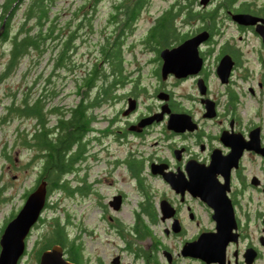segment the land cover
I'll return each mask as SVG.
<instances>
[{
    "label": "flooded vegetation",
    "instance_id": "obj_1",
    "mask_svg": "<svg viewBox=\"0 0 264 264\" xmlns=\"http://www.w3.org/2000/svg\"><path fill=\"white\" fill-rule=\"evenodd\" d=\"M189 1L183 2L186 4L184 15L187 9L193 10L194 5L199 3V0ZM255 2L209 0L200 10L203 16L194 19L199 20L200 25L187 31L174 27V34L166 42L152 39L150 26L142 40L149 45L152 53L141 62L137 53L130 50L129 61L133 62V67L126 71L123 42L117 40L115 45H110L109 54L116 53L118 58L116 65L110 68L109 78L113 86L107 105L114 108L118 102L120 106L107 115V128L103 133L118 146H125V154L116 158V162L124 164L128 176L136 185L144 182L145 167L150 175L164 183L165 188L157 195L156 210L161 217L162 199H166L173 209V214L164 218L169 219L168 226L164 228L166 233H183L187 219L199 224L197 205L212 221L211 225L199 226L197 234L185 239L181 247L185 241L196 238L201 232L216 230L212 217L214 208L199 193L192 192L188 185L190 180L207 182L208 178L213 177L224 183L227 175V196L233 205L239 238L243 234L238 211L246 212V208H241L236 195L250 186L264 191V176L250 170V164L256 165L257 159L264 165V34L257 29L264 31V5L257 8ZM176 4H172L174 12ZM112 7L110 19L117 21L119 11L126 4L118 0L112 2ZM236 13L256 15L263 21L258 19L253 24L242 23L234 19L233 14ZM136 15H127L122 24L131 22ZM185 20V23L192 22V18L186 16ZM202 30L207 31V35L198 43L197 52L182 51L180 57L172 59L169 71L163 74L161 49L177 47ZM118 31L123 33L124 30ZM143 53H146V49ZM143 63L146 66L151 64L149 76L154 82L150 81V91L149 84L143 82L142 68L146 67ZM192 69L195 71H189ZM143 95L149 99L148 102H144ZM130 103L133 104L132 108H129ZM151 115L153 119L150 122H141ZM170 117L173 118L171 127L168 125ZM153 133L161 134L164 138L165 150L144 155L140 145ZM151 142L157 144L159 141L153 139ZM152 164L156 173L152 172ZM113 196H119L121 204L125 200L122 191H115ZM175 219L177 230L172 226ZM238 242L228 244H234L235 248L232 250L233 259L226 250V264L244 262V250L241 258ZM248 246L257 250V256L260 254V249L254 243H247L245 248ZM194 259L206 264L198 258Z\"/></svg>",
    "mask_w": 264,
    "mask_h": 264
},
{
    "label": "rangeland",
    "instance_id": "obj_2",
    "mask_svg": "<svg viewBox=\"0 0 264 264\" xmlns=\"http://www.w3.org/2000/svg\"><path fill=\"white\" fill-rule=\"evenodd\" d=\"M116 1L118 0H98L94 5L92 0H55L52 9L59 12L61 25L66 24L65 20L69 19L79 6L78 14L73 17V24L79 21L80 17L81 20H85L75 38L76 48L72 54V60L77 66L75 70H66L61 77L56 78L54 85L57 95L53 99L55 104L71 105L77 100L76 78L93 62H103L100 54L102 43L110 46L115 45L117 40L123 42V55L126 59L124 71L133 67V62L129 61L130 50L135 51L138 59L143 62L152 53L149 45L142 40L144 33L152 26L156 17L167 9L173 11L172 4L177 3V0H147L131 22L122 24L133 0H121L125 2L126 7L119 11L117 21L110 19L112 2ZM255 1L257 8L264 5V0ZM22 8L23 4L17 13L18 16ZM201 9L202 6L198 3L194 5L193 12H201ZM183 11V8L177 11L178 13L171 21L172 28L177 27L180 31H187L200 25L199 20H194L199 17L197 13L186 16L192 18L190 20L192 22L185 23ZM17 20L18 17L15 24ZM119 29L124 30L123 33H120ZM2 46L3 44H0V49ZM144 49L146 53L142 54ZM49 63L46 56L36 65L31 64V66L28 65L27 57L23 60L17 72L0 85V116L5 113L4 105L9 101L6 91L13 92L19 87V92L26 91L29 96L39 93V87L43 84L42 78L34 84L31 81L40 72L45 76L49 70ZM143 65L146 66L145 63ZM104 66L107 69L108 64L104 63ZM150 71L151 64L142 68L145 77L143 82L149 84V91L152 89L150 81L154 82L149 76ZM142 98L144 102L149 101L146 95ZM119 106L120 103L117 102L114 108L109 107L106 100L99 107L94 108L96 119L92 121L87 135L84 158L76 164L75 172L68 174L73 191L61 190L51 193L47 205H44L40 217L27 235L26 250L18 264L37 263L36 249L41 246L42 234L50 229V220L55 216L63 220L70 237H76L81 244V264H154L152 259L146 262L141 256L136 255L134 248L138 246L156 254L159 264H204L197 259L180 254V247L185 239L195 236L199 226L212 224L204 210L199 205L196 206L199 224L187 219L183 233L175 234L171 231L166 233L164 228L168 226L169 219H161L159 216L161 213L156 210L157 195L165 188L164 183L150 175L145 167L144 182L136 185L128 176L124 164L116 162V158L125 154V146H118L103 132L107 128V115ZM32 124L33 119L26 117L0 121V229L11 213H16L23 204L25 198L23 192L26 189H32L36 183L38 168L33 159H30L33 150L27 149L17 141L18 127L31 129ZM153 139L159 142L153 144L151 142ZM163 139L161 134L153 133L147 136L145 143L140 145L141 153L145 155L153 151L164 152ZM250 166L251 172L264 176V165L258 159L256 165L251 163ZM115 191H122L125 194V200L118 209L113 208L109 203ZM236 196L241 202V208H246V212L238 211L243 234L238 242L239 254L241 256L247 243H254L260 249V254L250 264H264V244L259 240L260 236L264 238V222L262 221L264 191L250 186ZM145 201L152 206L153 218L146 215L143 227L148 235L139 238L138 235L130 233L129 229L134 224V212L141 209V203ZM234 248V244H230L227 249L231 259H233ZM164 250L170 253V261L167 260ZM117 255L119 262L115 263L112 260ZM240 264L247 263L240 262Z\"/></svg>",
    "mask_w": 264,
    "mask_h": 264
},
{
    "label": "trees",
    "instance_id": "obj_3",
    "mask_svg": "<svg viewBox=\"0 0 264 264\" xmlns=\"http://www.w3.org/2000/svg\"><path fill=\"white\" fill-rule=\"evenodd\" d=\"M92 1L95 5L98 0ZM146 2L147 0H133L128 17L138 13ZM183 2L186 1L177 0L175 12L167 9L156 18L150 30L152 39L160 43L170 39L175 32L171 21L178 10L185 8L186 4ZM54 3L55 0H2L0 2V44H3L0 49V85L17 72L26 57L29 66L36 65L45 56L50 61L49 70L45 76L40 72L31 81L34 84L42 78L43 84L39 87V93L29 96L26 91L19 92V87L13 92L6 91L9 101L4 105L5 113L0 116V121L24 117L33 119L31 129L18 127L17 141L27 149L33 150L30 159H33L38 168L35 185L41 179L46 181L45 204L48 203L52 192L73 191L68 174L75 172L76 164L84 158L87 135L92 121L96 119L93 110L106 101L112 91L110 68L116 65L115 60L118 58L116 53L109 54L112 46L102 43L101 60L108 64L107 69L103 62H93L76 78L77 100L71 105L55 104L53 99L57 95L54 85L56 78L61 77L66 70H75L77 66L72 60V54L76 48L75 38L85 20H81L80 17L79 21L73 24V17L78 14L79 6L77 11L75 9L72 16L65 20L66 24L61 25L59 12L52 9ZM22 4L23 8L18 16L17 13ZM185 13L188 17L197 12L187 9ZM197 14L199 17L203 16L201 12ZM17 17V24H15ZM88 23L91 24L90 21ZM106 59L109 61L107 62ZM93 89L96 90L93 91ZM92 91L93 94L90 95ZM30 190L26 189L23 197H26ZM140 208L134 212V224L129 232L144 238L148 235L143 227L145 217L149 215L152 219L153 212L151 204L146 201L141 203ZM14 215L15 213L12 212L6 219L0 233L6 222ZM41 238L43 242L36 249V260L39 259L43 249L57 243L63 247L68 259L81 264V244L76 237H70L61 218L57 216L51 218L50 229L44 232ZM134 251L146 262L152 259L154 264H159L153 252L150 253L149 250L140 246L134 248Z\"/></svg>",
    "mask_w": 264,
    "mask_h": 264
},
{
    "label": "water",
    "instance_id": "obj_4",
    "mask_svg": "<svg viewBox=\"0 0 264 264\" xmlns=\"http://www.w3.org/2000/svg\"><path fill=\"white\" fill-rule=\"evenodd\" d=\"M209 0H199L201 6H205ZM234 19L246 24H253L258 19L263 21V18L249 13H236L233 14ZM259 25V23L257 24ZM259 32L264 34L260 28ZM207 35V31H200L194 36H191L181 42L174 48H163L160 55L163 58L162 72L167 73L170 69L172 59L184 50H193L197 52V45ZM197 63L199 61L197 60ZM190 69V68H189ZM195 71V69L189 70ZM133 104H129L132 108ZM153 119V116L144 118L141 122L147 123ZM173 118L170 117L168 125L171 127ZM214 167L215 163H213ZM152 166V172L156 170ZM167 177V176H166ZM168 179V177H167ZM211 179V180H210ZM216 180V181H215ZM201 180V182L189 181V187L193 193H199L200 197L205 200L209 205L214 208L212 217L216 222L215 231H205L197 235L192 240H187L183 243L180 254L183 256H190L198 258L206 264L217 263L226 264V250L230 242L237 244L239 241V232L237 230V222L234 214V209L230 198L227 196V189L229 188V178H225L224 183H220L215 178H208ZM46 181L41 179L26 195L24 202L19 210L12 216L4 225L0 233V264H18L20 258L23 256L26 248V237L29 234L32 226L36 223L42 213L46 201ZM121 200L119 196H113L110 199V204L113 208L120 207ZM162 208V216L164 219L173 214V209L166 199L160 201ZM264 221V215H263ZM175 224H178L176 219L173 221V229L177 230ZM260 241L264 244V238L260 237ZM168 261L171 260V255L168 251L164 250ZM235 256L237 249L234 250ZM257 256V250L248 246L243 251V259L247 264L252 263ZM115 263L119 262V256H115L112 260ZM37 264H77L76 262L67 258L63 247L60 244L54 243L50 247L43 249L39 254Z\"/></svg>",
    "mask_w": 264,
    "mask_h": 264
}]
</instances>
